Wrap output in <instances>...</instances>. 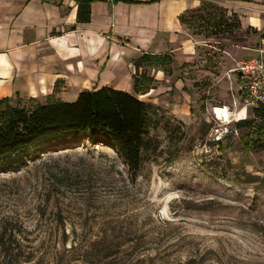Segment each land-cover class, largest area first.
Listing matches in <instances>:
<instances>
[{
    "label": "rangeland",
    "instance_id": "rangeland-1",
    "mask_svg": "<svg viewBox=\"0 0 264 264\" xmlns=\"http://www.w3.org/2000/svg\"><path fill=\"white\" fill-rule=\"evenodd\" d=\"M208 2L220 7L187 13V46L196 47L186 48L193 54L179 67L164 65L168 81L159 78L160 64L135 73L122 58L110 63L111 78L88 82L134 93L136 82L137 95L159 107L136 178L98 145L44 152L0 172V235L20 254L12 264H264V117L241 100L234 71L258 53L261 33ZM49 89L14 100H71L85 88L68 78ZM225 105L228 120L214 112Z\"/></svg>",
    "mask_w": 264,
    "mask_h": 264
},
{
    "label": "crops",
    "instance_id": "crops-1",
    "mask_svg": "<svg viewBox=\"0 0 264 264\" xmlns=\"http://www.w3.org/2000/svg\"><path fill=\"white\" fill-rule=\"evenodd\" d=\"M135 1L141 2L94 0L79 15L77 0H0V98L34 96L68 78L90 89L88 82L111 78L112 65L122 58L130 59L136 73L135 61L145 53H168L175 65L179 58L188 60L193 50L186 48L196 44L187 46L192 40L185 35L186 15L208 1L236 13L241 27L264 33V0ZM157 72L168 81L161 66ZM179 81L183 84L177 77L176 87ZM104 85L112 86L104 82L95 87Z\"/></svg>",
    "mask_w": 264,
    "mask_h": 264
},
{
    "label": "trees",
    "instance_id": "trees-1",
    "mask_svg": "<svg viewBox=\"0 0 264 264\" xmlns=\"http://www.w3.org/2000/svg\"><path fill=\"white\" fill-rule=\"evenodd\" d=\"M77 1L80 3V15L81 10H88L94 0ZM207 3L220 7L206 2L197 9L203 8ZM173 60L168 53H145L135 63L137 68L144 63L154 66L160 64L166 72L164 65ZM144 78L149 82L154 81L146 72ZM57 87L58 81L55 89ZM134 88L135 93L104 85L84 89L72 101L55 98L50 94L45 102L30 97L28 105L19 104L14 96L0 98V172L26 166L39 159L44 152L98 145L113 149L136 178L146 161L148 151L153 147L155 139L149 131L159 121L157 117L160 114L157 105L137 95L142 88H138L136 82ZM258 111L264 117V110ZM250 123L249 120H242L238 124L246 126ZM4 236L5 234L0 235V257L7 264H12L20 257L19 250L13 248L12 241L5 240Z\"/></svg>",
    "mask_w": 264,
    "mask_h": 264
},
{
    "label": "built area",
    "instance_id": "built-area-1",
    "mask_svg": "<svg viewBox=\"0 0 264 264\" xmlns=\"http://www.w3.org/2000/svg\"><path fill=\"white\" fill-rule=\"evenodd\" d=\"M114 2L115 0H106ZM261 46L254 56H247L237 62L235 72L240 79L239 91L245 106L254 110H264V36ZM223 107H227L226 105ZM229 109V108H228ZM230 112V109H229ZM231 113V112H230Z\"/></svg>",
    "mask_w": 264,
    "mask_h": 264
},
{
    "label": "bare ground",
    "instance_id": "bare-ground-1",
    "mask_svg": "<svg viewBox=\"0 0 264 264\" xmlns=\"http://www.w3.org/2000/svg\"><path fill=\"white\" fill-rule=\"evenodd\" d=\"M214 112L218 115L221 116L223 119L225 118V120L230 119V113L227 107H216L214 109ZM235 115V114H234Z\"/></svg>",
    "mask_w": 264,
    "mask_h": 264
}]
</instances>
